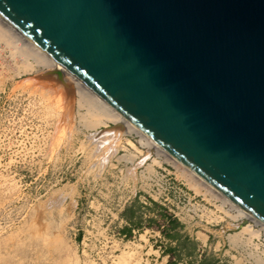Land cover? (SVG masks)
<instances>
[{"label": "water", "instance_id": "obj_1", "mask_svg": "<svg viewBox=\"0 0 264 264\" xmlns=\"http://www.w3.org/2000/svg\"><path fill=\"white\" fill-rule=\"evenodd\" d=\"M0 19L264 223V0H0Z\"/></svg>", "mask_w": 264, "mask_h": 264}, {"label": "rangeland", "instance_id": "obj_2", "mask_svg": "<svg viewBox=\"0 0 264 264\" xmlns=\"http://www.w3.org/2000/svg\"><path fill=\"white\" fill-rule=\"evenodd\" d=\"M12 63L0 44V264H232L225 239L237 224L219 198L181 168L169 170L183 184L182 192L210 216L204 223L199 212L188 213L187 225L175 219L186 235L180 240L193 241L194 251L190 258L167 257L170 243L158 232L167 226L163 208L150 200L165 193L166 184L142 178L153 155L131 134L98 140L96 133L106 134L113 124L94 131L81 127L86 109L77 106L73 86L50 84L59 82L57 75L43 78L50 71L40 67L18 76ZM31 79L37 82L25 83ZM129 155L138 156L132 165L121 162ZM185 195H173L175 213L185 212ZM131 205L139 229L123 238L121 215ZM258 242L260 252L264 242Z\"/></svg>", "mask_w": 264, "mask_h": 264}, {"label": "bare ground", "instance_id": "obj_3", "mask_svg": "<svg viewBox=\"0 0 264 264\" xmlns=\"http://www.w3.org/2000/svg\"><path fill=\"white\" fill-rule=\"evenodd\" d=\"M0 44L3 45L4 49H7L8 57L13 62L12 65L16 67V73L18 76L25 74L32 69L44 68L48 72V74L43 78H49L50 76H56L59 82H55L54 80L49 83L55 84L56 86H63V89L66 90L68 85H71L75 88V95L77 97L76 104L81 108H85L86 113L79 119L80 125L86 130H95L99 126L107 128V123H112L113 125H119L120 131L117 129L108 131L106 134L104 133H96L98 135V140H101L111 135L112 138L114 136H118L119 133H125L127 135H134L137 138V142L139 146L145 148L146 153L152 154L153 158L150 160V163L147 164L144 168L147 171H151L152 165H159V161L170 163L177 168H181L182 173H187L190 177V180H194V182H198L201 184L203 189H206L207 192H210L215 195L216 198L221 202V206L226 207L225 214L227 217L234 220H241L242 223L234 228H230L231 232L227 234V239L229 242L238 245L248 244L250 239L257 238L258 236H264V223L259 221L249 212L245 211L241 206L236 204L234 201L229 199L215 187L207 183L203 180L199 175L193 172L189 167L178 161L171 154L162 149L158 144H156L153 140H151L148 136L143 134L140 130H138L135 126H133L130 122L126 121L123 117H121L113 108H111L104 101L99 99L93 93L84 88L75 78H73L69 73H67L64 69H62L57 63H55L46 53L41 51L39 48L31 44L29 41L24 39L22 36L17 34L11 28H9L1 19H0ZM15 61H18L16 65ZM37 68V70H38ZM41 71V70H40ZM39 72V70H38ZM56 74V75H55ZM37 80L31 79L28 83H36ZM51 86V85H50ZM58 86V87H59ZM34 89V88H33ZM32 89V90H33ZM38 91V90H37ZM48 92V91H47ZM44 95H46L44 93ZM49 100H53L52 93L49 95ZM47 99V100H48ZM114 135V133H116ZM97 142V141H96ZM128 146L132 148L131 143L127 142ZM137 153H141L140 151ZM125 155V154H123ZM122 158V157H121ZM124 158V157H123ZM136 158L133 155H129L121 162H125L126 164L132 165ZM159 160V161H158ZM178 170V169H177ZM184 174V175H185ZM188 177V176H187ZM193 185V184H192ZM190 186V185H189ZM191 187V186H190ZM200 188V187H199ZM197 191V187L195 188ZM229 212V213H228ZM246 225V226H244ZM244 226V227H243ZM243 227V228H242ZM239 228H242L240 231ZM239 232H238V231ZM238 232V233H237ZM203 235V234H200ZM201 240H204L203 237H199ZM261 260L264 262V249L261 251Z\"/></svg>", "mask_w": 264, "mask_h": 264}, {"label": "built area", "instance_id": "obj_4", "mask_svg": "<svg viewBox=\"0 0 264 264\" xmlns=\"http://www.w3.org/2000/svg\"><path fill=\"white\" fill-rule=\"evenodd\" d=\"M138 147H140L141 149H145L139 146V144ZM174 167L176 166L170 163L160 162L159 165L155 166V168L151 169V171H147L145 170V168L143 169L142 178L144 180L150 179L151 177L155 178L156 180L161 178L166 184L165 193L158 192L154 194L155 197L149 196L151 202L158 204V206H161L169 215H171L172 218L176 219L181 225H187L190 222L188 220V217H190L188 213L195 215V212H199L201 215H203L205 219L204 223H207L206 219L209 218L210 212L206 210L203 205L191 202V199L188 197V195H185L187 193L182 192L183 184L170 177L169 170L174 169ZM179 193H181L183 197L184 195L186 196L184 213L182 211H179V213H175L172 209L173 206L171 204V199L173 198L174 194ZM216 201L219 203L220 207L226 209L225 206H221L219 200ZM176 208L177 206L174 207V209ZM230 222L237 224L241 222V220L239 219L238 221L234 220ZM209 224H211V222ZM159 228L162 229L163 226H160ZM260 237L263 239H259ZM259 240L264 242V236H258L257 238L250 239L249 243L245 245H234L233 243L229 242L228 239H225V246L232 253L230 257L232 264H264V262L261 260V252H257L256 250V243H259ZM196 251H198V249H196ZM198 257H200V254L198 255Z\"/></svg>", "mask_w": 264, "mask_h": 264}, {"label": "trees", "instance_id": "obj_5", "mask_svg": "<svg viewBox=\"0 0 264 264\" xmlns=\"http://www.w3.org/2000/svg\"><path fill=\"white\" fill-rule=\"evenodd\" d=\"M159 210L161 211L162 208H159ZM161 213L162 214L160 215V217L164 219L163 221H165L168 226L173 228L174 222L177 221L172 218L171 215H169L164 209ZM121 217L124 220L125 225L120 229L119 234H121L123 238H128L131 234V230L139 229V216L136 213V209L134 208V206L131 205L130 207L124 209ZM165 231L166 229L159 232L163 234L166 240H174V247H171L170 244L165 247V252H168L166 256L169 257L171 255L176 260H179L180 256L184 258H190L194 251V248L192 247V245H194L193 241H191L190 239L180 240V236L177 233L174 232L172 234H168ZM200 264H205V261H200Z\"/></svg>", "mask_w": 264, "mask_h": 264}, {"label": "crops", "instance_id": "obj_6", "mask_svg": "<svg viewBox=\"0 0 264 264\" xmlns=\"http://www.w3.org/2000/svg\"><path fill=\"white\" fill-rule=\"evenodd\" d=\"M166 231L165 232H167L168 234H172V233H177L180 237H183V238H186V235H185V233L183 232V228H182V226L179 224V223H177V222H174V227L172 228V227H170V226H166ZM168 229V230H167ZM180 237H179V239H180ZM168 243H170V244H174V240H166Z\"/></svg>", "mask_w": 264, "mask_h": 264}]
</instances>
